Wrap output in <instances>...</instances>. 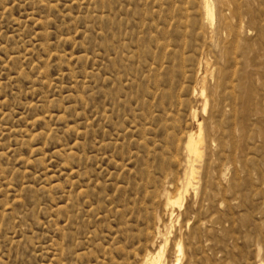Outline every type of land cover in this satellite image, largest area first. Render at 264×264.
<instances>
[{
	"label": "rangeland",
	"instance_id": "1",
	"mask_svg": "<svg viewBox=\"0 0 264 264\" xmlns=\"http://www.w3.org/2000/svg\"><path fill=\"white\" fill-rule=\"evenodd\" d=\"M212 1L0 0V264H264V0Z\"/></svg>",
	"mask_w": 264,
	"mask_h": 264
},
{
	"label": "bare ground",
	"instance_id": "2",
	"mask_svg": "<svg viewBox=\"0 0 264 264\" xmlns=\"http://www.w3.org/2000/svg\"><path fill=\"white\" fill-rule=\"evenodd\" d=\"M222 2H224V0H222ZM224 4H226V3H224ZM202 6H203L202 8H203V15L205 17V21L207 20L208 21V24L212 25V23L215 22V20H216V8H215V4L213 3L212 0H202ZM221 19H223V20H221L222 26L225 29V32H227L230 29L229 22H228V18L227 19L221 18ZM231 31L232 30H230V32ZM213 33H214V31H213ZM228 33H229V31H228ZM215 36H217V35H215ZM209 44L212 45L213 47H216V45H215L214 41L212 40V38L209 39ZM228 47H230V45ZM228 47L224 46V50H225V48H228ZM233 48H234V46H233ZM227 58H230V56L227 57ZM204 68H206V65H205ZM210 70H212V69H210ZM205 71H207V68H206ZM214 72L215 73L212 72L211 75L210 74L209 75L208 74H205L201 78V82L200 83H202L201 84L202 87L203 86H206L208 84L209 80H212V82L214 84L213 85V89L209 93V97H208V95H205L203 93V90H205L206 87L204 89L202 88V91H201L202 98L204 96L205 99H208L209 98L211 100L210 113L212 115V118H214V119L217 120V118L220 117L223 114V111H224L225 108H230V113L229 114L231 115V117H232V115L233 116H236V113L238 111L239 104L237 102H235V98H233L231 96V93L230 94L229 93H226V91L229 89V85H231V80L228 77V74L224 70H222L221 68H217ZM212 82H210V83H212ZM212 91H214V92L212 93ZM205 99H204V101H205ZM208 102L206 101L205 106L203 105L204 106V110H207L206 108L208 107L207 106L208 105L207 104ZM201 124L202 123H198L197 130L196 131H194V132L193 131H190L189 133H187L186 136H185V138H184V141H182V139H181V142H184L183 143L184 147L182 148L183 149L182 150L183 151L182 153H183V158H184V162H185V171H184L185 174H184V179H183L185 181V183H184V186L182 187L183 188V192H182V189H181V192L177 193L175 196H173V197L167 196V198H166V204H165L167 207L172 206L174 204L175 205H179L182 202V193L185 194V193L188 192L189 188L191 187V183H192V181L194 179L195 170H196V163L201 162L203 160V158H204V152H205L206 149L207 150H211L212 149V146H213L212 142H209L207 144L206 141H205V138L203 136V127H202ZM216 127H217V125H216ZM213 133L214 134H217V130H215ZM207 138H209V136ZM212 152H213V149H212ZM209 165H211V164H209ZM170 221H171V219H170ZM169 230H170V228H169ZM166 244H167V240L164 241V245L161 248H158L159 251H157V252H155V250L152 248L154 251L153 252H149L147 254V256L144 259L143 264H162L163 263L162 262V260H163L162 259V255H163V251H165L164 250L165 247H167ZM181 253H182V245H179L178 244L176 246V254H177L176 264H180L179 257H180V254Z\"/></svg>",
	"mask_w": 264,
	"mask_h": 264
}]
</instances>
